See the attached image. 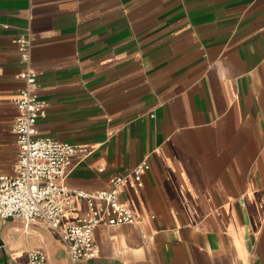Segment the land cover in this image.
I'll return each instance as SVG.
<instances>
[{
  "label": "crops",
  "instance_id": "obj_1",
  "mask_svg": "<svg viewBox=\"0 0 264 264\" xmlns=\"http://www.w3.org/2000/svg\"><path fill=\"white\" fill-rule=\"evenodd\" d=\"M26 70L46 102L37 135L90 149L67 188L149 164L119 194L136 222L97 226L78 264H264V0H0V173ZM36 248L69 264L42 220L0 217V264Z\"/></svg>",
  "mask_w": 264,
  "mask_h": 264
},
{
  "label": "built area",
  "instance_id": "obj_2",
  "mask_svg": "<svg viewBox=\"0 0 264 264\" xmlns=\"http://www.w3.org/2000/svg\"><path fill=\"white\" fill-rule=\"evenodd\" d=\"M16 43L21 62L27 64L30 37L21 35ZM21 77L25 84L14 97L17 114L11 127L18 153L12 172L0 173V217L19 218L27 223L42 220L63 243L69 264H78L97 255V226L136 222L119 194L124 187L137 192L149 164L142 159L128 171L114 174L107 189L87 192L67 188L63 181L70 165L80 162L90 149L37 135L36 123L46 114V102L35 92L37 73L26 70ZM77 199L86 202L84 214L74 215ZM72 214L71 219H64ZM27 264L49 263L44 250L36 248L28 251Z\"/></svg>",
  "mask_w": 264,
  "mask_h": 264
}]
</instances>
